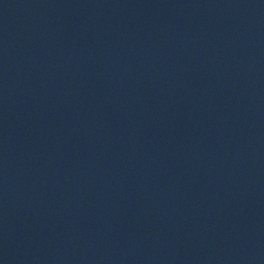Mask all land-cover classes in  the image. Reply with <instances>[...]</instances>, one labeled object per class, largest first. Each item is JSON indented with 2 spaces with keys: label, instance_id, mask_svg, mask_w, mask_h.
Segmentation results:
<instances>
[{
  "label": "water",
  "instance_id": "water-1",
  "mask_svg": "<svg viewBox=\"0 0 264 264\" xmlns=\"http://www.w3.org/2000/svg\"><path fill=\"white\" fill-rule=\"evenodd\" d=\"M264 103V0H0V264H60Z\"/></svg>",
  "mask_w": 264,
  "mask_h": 264
}]
</instances>
